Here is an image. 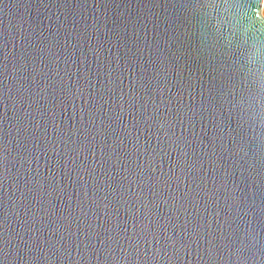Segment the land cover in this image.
I'll return each mask as SVG.
<instances>
[{
	"label": "water",
	"instance_id": "obj_1",
	"mask_svg": "<svg viewBox=\"0 0 264 264\" xmlns=\"http://www.w3.org/2000/svg\"><path fill=\"white\" fill-rule=\"evenodd\" d=\"M263 0H0V264H264Z\"/></svg>",
	"mask_w": 264,
	"mask_h": 264
},
{
	"label": "rangeland",
	"instance_id": "obj_2",
	"mask_svg": "<svg viewBox=\"0 0 264 264\" xmlns=\"http://www.w3.org/2000/svg\"><path fill=\"white\" fill-rule=\"evenodd\" d=\"M262 12H263V15H264V0H263Z\"/></svg>",
	"mask_w": 264,
	"mask_h": 264
}]
</instances>
